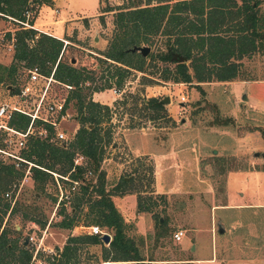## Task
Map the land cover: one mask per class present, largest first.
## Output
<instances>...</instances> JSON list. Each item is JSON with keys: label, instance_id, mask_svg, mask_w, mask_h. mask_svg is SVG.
<instances>
[{"label": "rangeland", "instance_id": "obj_1", "mask_svg": "<svg viewBox=\"0 0 264 264\" xmlns=\"http://www.w3.org/2000/svg\"><path fill=\"white\" fill-rule=\"evenodd\" d=\"M34 1L29 15L32 21L36 19V28L58 38H64L66 29L70 30L67 39L72 44L65 48V63L91 73L99 83L101 76H107L118 65L111 60L108 65L103 62L116 35L115 13L129 5L128 0H56L54 6ZM237 3L242 4L240 0ZM260 10L264 13V0ZM233 18L235 15L228 16L227 27L234 26ZM18 29L19 24L0 16V63L4 65H11L14 56V42L8 34ZM150 49L144 69L131 70L122 87L114 82L110 89L92 96L87 91L90 83L83 90L88 100L110 110L109 117L102 112L105 119L101 133L111 130L112 140L104 147L100 172L106 173V189L132 225L130 237L137 241L144 237V243L139 242L142 257L160 264H264V116L249 109L248 101L243 100L247 91L250 96L264 99V85L234 87L216 79L202 84L196 80L166 81L168 70L176 69V64L158 59L168 50L167 39L157 37ZM238 62L239 78L234 82L264 80V51ZM186 64L193 73L191 61ZM27 73L20 69L19 80L23 82ZM55 88L62 95L75 92L63 85ZM235 88L242 94H237ZM114 89L121 90V95L114 94ZM6 91L2 86L0 100L8 99ZM166 97L171 102L164 106L159 118H149L146 113L153 112L143 110V100L162 101ZM123 101L126 105L121 104ZM69 108L74 120L67 123V128L76 136L81 128L77 102L72 101ZM86 175L88 181L97 182V175ZM123 178L129 184L114 196ZM14 184L18 185L16 201L6 200L5 194L3 197L2 203H11V209L2 228L10 231L12 239L27 244L33 255L31 264H49L70 236L89 235L87 206L77 216L72 230L59 227L64 218L62 210L72 213L73 200L82 184L75 192L64 184L63 198L55 176L44 191L38 190L33 178L10 186ZM140 203L151 210L140 212ZM14 206L17 212L10 216ZM159 220L165 224L166 238L159 236L163 230ZM178 232L183 233L180 242L175 240ZM31 237L35 243L30 242ZM102 253L103 246L86 245L80 251L78 264H135L104 262Z\"/></svg>", "mask_w": 264, "mask_h": 264}, {"label": "trees", "instance_id": "obj_2", "mask_svg": "<svg viewBox=\"0 0 264 264\" xmlns=\"http://www.w3.org/2000/svg\"><path fill=\"white\" fill-rule=\"evenodd\" d=\"M128 0L129 5L120 7L116 14V35L105 55L104 65L110 60L114 65L107 76L100 77V83L91 73L76 69L63 61L65 43L49 35L39 33L32 28H25L24 23L33 26L34 21L28 18L34 0H0V16L19 24V29L8 34L14 43V56L11 65L0 63V89L10 86L17 90L22 81L19 80L20 69L32 70L40 68L45 76H50L55 70L57 81L72 86L75 89L68 102L76 101L79 110L81 128L68 145L55 146L46 140H36L31 145L28 158L38 166L80 182L81 190L73 200L72 213L68 215L65 209L61 214L64 218L59 227L72 230L76 226L77 216L87 206V220L90 227L98 226L112 240L108 246L99 236H70L63 250L49 264H78L80 251L86 245L103 246L104 262H133L135 264H160L157 260H146L141 255L140 244L144 237L137 240L130 237L132 225L128 223L113 202V194L106 189V173L100 172L104 159L105 145H110L112 131L101 133V124L110 110L96 103L83 94L87 83L91 85L87 91L93 93L110 89L115 82L122 87L131 70L142 71L147 58L141 53L131 50L138 47H148L155 43L157 37L167 39L168 50L158 57L166 63L176 64L175 71L167 72L166 81L174 83L198 84L213 82H234L239 78V60L264 51V13H261L262 0ZM45 5L52 6V0H42ZM235 9V11H232ZM112 11V10H110ZM115 11V10H114ZM108 12V11H106ZM235 15L231 20L234 26L227 27L228 16ZM227 33H234L228 36ZM147 45V46H144ZM149 47V48H150ZM197 49V52H195ZM200 54L199 56H195ZM175 54L187 58L193 64L191 73L186 63H178L173 59ZM212 65L213 67H209ZM240 81H250L241 79ZM8 94H13L7 90ZM143 110L149 118H159L164 106L161 100L151 98L143 100ZM126 105V102H122ZM106 117V118H107ZM18 128H26L28 120L20 118ZM91 125L94 128H89ZM264 140V131H261ZM77 156H83L85 163L76 165ZM37 168L33 169V180L38 190L44 191L52 178V174ZM87 173L97 175V182L88 181ZM23 173L14 167L0 162V264H31L33 255L28 251L25 242L10 237V231L2 224L11 209V203L3 204L4 194L15 181H21ZM64 182V181H63ZM67 186L71 183H67ZM129 183L123 178L115 189L114 196L120 195ZM11 188V186H10ZM65 205V202H64ZM140 212H149L151 207L139 204ZM17 212L12 207L10 216ZM28 219L27 216H25ZM35 222V221H34ZM38 222V221H37ZM163 228L160 238L168 236L165 224L159 220ZM46 224H42L45 228ZM2 229V230H1ZM140 240V241H139ZM140 242V244H139ZM170 264V263H163ZM188 264H192L188 263Z\"/></svg>", "mask_w": 264, "mask_h": 264}, {"label": "built area", "instance_id": "obj_3", "mask_svg": "<svg viewBox=\"0 0 264 264\" xmlns=\"http://www.w3.org/2000/svg\"><path fill=\"white\" fill-rule=\"evenodd\" d=\"M27 16L30 17L29 13ZM24 26L32 28L28 23H24ZM63 42L66 48L69 42ZM56 85H63L70 90L74 89L72 86L57 81L55 70L50 76H45L40 68L36 67L28 70L26 79L17 90L13 91V94H9L7 100H0V162L23 173L24 177L20 181L22 184L33 178L34 168L50 172L28 158L27 155L34 141L46 140L55 146L62 147L68 145L71 141L69 139L75 136V133H70L67 128V123L74 120L69 108L71 102H68L70 95L57 93ZM114 94L121 95V90L114 89ZM182 100L185 101V98L183 97ZM21 117L28 120L27 127L23 129L17 127L21 124ZM84 160L83 156H78L75 164L82 165ZM50 173L57 180L62 198L65 196L64 182L71 183L68 189L74 192L80 186V182L70 180L69 176L63 177L53 172ZM10 189L5 193V199L14 201L18 185L14 184ZM68 198L66 195V199ZM89 230L88 234L92 236L102 237L107 234L98 226L89 227ZM182 236V232L176 233L175 240L182 241ZM30 242L35 243L36 239L31 237Z\"/></svg>", "mask_w": 264, "mask_h": 264}, {"label": "crops", "instance_id": "obj_4", "mask_svg": "<svg viewBox=\"0 0 264 264\" xmlns=\"http://www.w3.org/2000/svg\"><path fill=\"white\" fill-rule=\"evenodd\" d=\"M52 2H53V6L57 3L56 0H52ZM35 21H36V19H35ZM35 21H34L33 26H31L32 29L38 31L39 33H44L46 35H49V36L54 37L56 39H59L61 41L69 42L68 45L72 44L67 39V38H69V35L70 34H68V32L70 30H67L66 29V34H65V37L64 38H58L54 34H52V32H49V31H45V30H41V29L36 28ZM90 23H92V22L90 21ZM67 27H69V26H67ZM70 29H71V27H70ZM78 30H80V29H78ZM95 38L97 39L98 37L96 36ZM228 84H232L234 87H236V85H241V86L258 85V86H260V85H264V80H259V81L258 80H255V81H251V80L250 81H239V82H231V83H228ZM235 91H236L237 94H240V95L242 94L236 88H235ZM248 94H249V92L247 91L246 96L248 97V103L246 104V106H248L249 109H251L252 111L256 112L257 114H260V115L264 116V99L261 98V97L250 96ZM262 146L264 148V141L262 143ZM262 204H264V202H262Z\"/></svg>", "mask_w": 264, "mask_h": 264}, {"label": "water", "instance_id": "obj_5", "mask_svg": "<svg viewBox=\"0 0 264 264\" xmlns=\"http://www.w3.org/2000/svg\"><path fill=\"white\" fill-rule=\"evenodd\" d=\"M96 41H98V38L96 39ZM131 51H132L133 53H136V52L141 53L144 57H147V55L150 53L151 49H150L149 47H142V48H138V47H136V48L132 49ZM173 59H174L175 61H177L178 63H187V61H188L186 57L181 56V55H179V54H175L174 57H173ZM73 63H75V61H73ZM9 90L13 92V91H14V88L10 86V87H9ZM243 100H244V101H248V98H247L246 95L243 97ZM170 102H171V101H170V98H169V97H166L165 99H163V100L161 101V104H162L163 106H165L166 104H169ZM256 156H259V153H256ZM220 233H223V230H221ZM101 240H102L106 245H108V244H110V242H111V240H112V237H111L109 234H104V235L101 237Z\"/></svg>", "mask_w": 264, "mask_h": 264}, {"label": "flooded vegetation", "instance_id": "obj_6", "mask_svg": "<svg viewBox=\"0 0 264 264\" xmlns=\"http://www.w3.org/2000/svg\"><path fill=\"white\" fill-rule=\"evenodd\" d=\"M89 128H91V129H92V128H94V126H93V125H91ZM52 187H53V186H50V188H52Z\"/></svg>", "mask_w": 264, "mask_h": 264}]
</instances>
